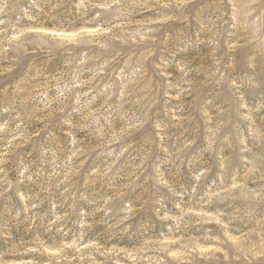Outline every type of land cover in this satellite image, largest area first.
<instances>
[{
    "label": "rangeland",
    "instance_id": "rangeland-1",
    "mask_svg": "<svg viewBox=\"0 0 264 264\" xmlns=\"http://www.w3.org/2000/svg\"><path fill=\"white\" fill-rule=\"evenodd\" d=\"M0 264H264V0H0Z\"/></svg>",
    "mask_w": 264,
    "mask_h": 264
}]
</instances>
